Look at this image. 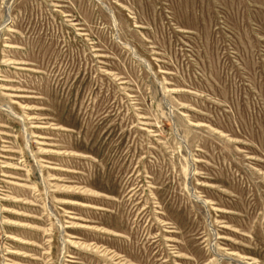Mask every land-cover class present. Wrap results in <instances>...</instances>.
Masks as SVG:
<instances>
[{"label":"rangeland","instance_id":"obj_1","mask_svg":"<svg viewBox=\"0 0 264 264\" xmlns=\"http://www.w3.org/2000/svg\"><path fill=\"white\" fill-rule=\"evenodd\" d=\"M0 264H264V0H0Z\"/></svg>","mask_w":264,"mask_h":264}]
</instances>
